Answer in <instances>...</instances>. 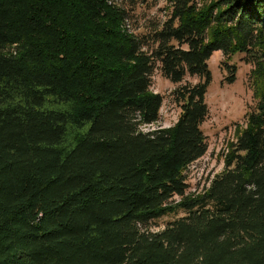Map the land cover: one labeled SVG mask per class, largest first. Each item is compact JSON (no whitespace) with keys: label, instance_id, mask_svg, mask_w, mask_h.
<instances>
[{"label":"trees","instance_id":"1","mask_svg":"<svg viewBox=\"0 0 264 264\" xmlns=\"http://www.w3.org/2000/svg\"><path fill=\"white\" fill-rule=\"evenodd\" d=\"M138 4L0 0V264H264V0H164L135 33ZM215 51L252 65L256 102L186 194ZM154 70L197 82L173 90L171 127L142 132Z\"/></svg>","mask_w":264,"mask_h":264},{"label":"rangeland","instance_id":"2","mask_svg":"<svg viewBox=\"0 0 264 264\" xmlns=\"http://www.w3.org/2000/svg\"><path fill=\"white\" fill-rule=\"evenodd\" d=\"M147 1V5H136L131 13L129 26L135 28V33L146 31L150 23L166 18L164 0ZM242 58V54L225 58L219 51H215L207 60L210 73V83L204 95L207 115L199 127L204 137L206 151L183 172L187 185L186 194L199 193L207 187L214 175L223 170V155L237 133L244 128L245 114L255 105L256 89L252 86V65L245 63ZM231 67L235 72L232 81L226 82L225 78L229 76L228 71ZM196 82V78L185 76L182 82L173 84L154 70L150 75L149 90L161 97V105L157 121L152 125L142 126L141 131L171 127L179 114V107L173 100V90L179 85H192ZM178 200L177 197H173V202ZM179 216H181L179 212L163 216L154 222L156 227L152 229L160 230L165 223Z\"/></svg>","mask_w":264,"mask_h":264}]
</instances>
